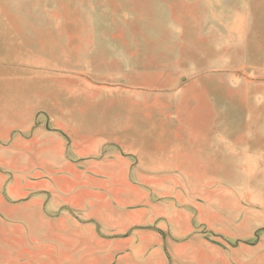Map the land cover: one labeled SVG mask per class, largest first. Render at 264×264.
I'll return each instance as SVG.
<instances>
[{
	"label": "rangeland",
	"instance_id": "rangeland-1",
	"mask_svg": "<svg viewBox=\"0 0 264 264\" xmlns=\"http://www.w3.org/2000/svg\"><path fill=\"white\" fill-rule=\"evenodd\" d=\"M85 114L120 132L103 150L129 166L134 129L213 133V168L101 170L130 209L147 205L148 171L162 201L193 200L195 260L264 264V0H0V264H135L131 246L86 244L78 212L48 209L51 182L87 176L89 149L67 133ZM165 245L180 264L179 242Z\"/></svg>",
	"mask_w": 264,
	"mask_h": 264
},
{
	"label": "crops",
	"instance_id": "crops-1",
	"mask_svg": "<svg viewBox=\"0 0 264 264\" xmlns=\"http://www.w3.org/2000/svg\"><path fill=\"white\" fill-rule=\"evenodd\" d=\"M80 116L78 120L75 119L76 124L72 128H67L69 130L67 133L78 137L82 148L89 149L90 155L86 154L87 157L83 158L85 163L82 165V168L87 170V176L80 178L72 191L63 188L61 182L56 180L51 182L54 187L49 190L48 196L51 198L48 209L53 210L54 213L59 211L60 215L67 219L73 218L75 212H78L82 220L81 230L87 234L86 244L89 243L96 248L107 247L111 254L119 246H131V250L121 257L135 264H171L167 263L165 257L167 238L179 242L180 264H215L209 260L203 262L194 259L198 249L193 245L195 235L192 231L200 218L197 212L193 211L196 207L193 200L189 199L186 201L187 204L181 207L162 201V188L156 186V177L148 171L141 182L147 185V205L130 209L129 199L124 200L120 197L119 183L114 182L101 170L104 167L131 166L128 160L130 157L124 158L118 147L103 150L102 143L109 132L112 136L109 141L112 143H120V132H111L112 126L107 130L106 126L109 125L106 124L108 122L106 118L93 114ZM175 132L176 134L171 136L149 134L146 129H134L127 134L128 139L123 141V148L128 154L135 156L134 160L136 158L140 163L131 167L143 169L182 167V165L167 164L168 162H181L184 163L183 166L197 168L215 167L217 154L213 133L202 130ZM127 183L134 184L130 180ZM76 196H81L83 199L76 200ZM202 206L203 204L200 205ZM140 215L145 218L144 224H147V229L131 231L132 226L136 224L133 217ZM162 232L165 234L164 237ZM118 233L126 235L119 236ZM102 234H108L109 237H104ZM200 248L205 250V247L199 246ZM176 262L177 260L174 261Z\"/></svg>",
	"mask_w": 264,
	"mask_h": 264
}]
</instances>
